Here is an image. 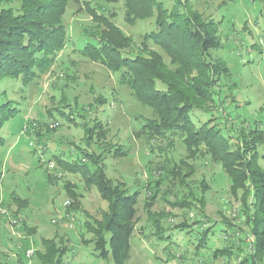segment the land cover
<instances>
[{
	"label": "rangeland",
	"instance_id": "1",
	"mask_svg": "<svg viewBox=\"0 0 264 264\" xmlns=\"http://www.w3.org/2000/svg\"><path fill=\"white\" fill-rule=\"evenodd\" d=\"M164 1L173 7V1ZM187 2L212 23L219 39L213 57L227 67L213 79L215 101L203 103L207 111L195 109L193 119L197 126L209 121L225 134L244 131L259 138L255 148L264 167V0ZM96 14L105 17L103 21ZM63 20L68 41L55 62L27 82L22 77L0 79V104L11 100L19 110L0 128L5 139L0 147V205L7 210L0 221V262L40 264L43 241L54 239L67 247L63 264H112V257L96 252L87 228L103 218L108 202L81 170L54 159L75 161L86 153L89 166L99 159L115 183L140 190L126 264L241 263L253 238L244 223L242 193H232L222 163L189 151L181 132L162 136L151 131L146 121H159L157 111L123 81L121 71L81 51L109 30V23L127 37L123 52L149 59L168 77L180 67L177 58L193 60L192 41L174 29L163 43L145 42V32L156 29L154 18L134 16L125 0H69ZM110 37L118 41L114 32ZM154 84L165 87L159 79ZM53 120L60 125L53 126ZM27 122L37 124L40 145L33 135L22 133ZM49 161L55 162L53 168ZM201 195L204 205L195 198ZM14 219L18 223L12 225ZM225 222L233 226L220 232ZM203 227L212 231L210 240L200 245ZM226 248L230 254L217 252ZM27 249L34 254L28 257Z\"/></svg>",
	"mask_w": 264,
	"mask_h": 264
},
{
	"label": "trees",
	"instance_id": "2",
	"mask_svg": "<svg viewBox=\"0 0 264 264\" xmlns=\"http://www.w3.org/2000/svg\"><path fill=\"white\" fill-rule=\"evenodd\" d=\"M68 1L0 0V79L22 77L27 82L55 62L58 53L65 48L68 41V27L63 20ZM171 1L174 5L169 9L164 0H125L127 9L134 16L154 18L156 29L145 32V42L157 40L163 43L164 39L174 34V29H180L192 41L193 60L183 62L181 58H177L180 67L168 72L170 76L167 77L163 71L154 67L149 59L139 55L132 57L123 52L122 48L128 46L125 42L127 37L118 27L109 23H105L109 30H105L97 40L92 38L95 41H88L81 51L87 55L94 53L95 58L108 62L115 71H121L123 81L132 86L141 100L157 111L159 121L144 118L151 131L162 136L181 132L189 151L209 154L215 161L222 163L231 180L232 193L236 197L242 193V207L246 218L244 223L253 238L249 252L239 264H245L247 260L249 264H261L264 262V167L259 163L260 154L255 148L259 138L244 131L237 135L225 134L222 130L209 126V121L197 126L192 116L194 110L207 111L208 107L203 103L215 101L216 84L213 79L220 76L227 67L223 60L213 57L212 50L218 48L219 39L212 23L194 12L192 4L187 0ZM137 7L140 10L134 9ZM96 18L103 21L105 17L98 15ZM111 31L117 35L120 45L111 39ZM171 46L175 47L174 44ZM165 50L170 48L166 47ZM193 70L198 74L193 75ZM156 79L161 80L165 87L155 86ZM187 92L191 94L188 95ZM18 111L11 100L1 103L0 128ZM24 134L33 135L36 145L42 142L39 131ZM4 143L5 139L0 137V147ZM126 154L128 152L123 155ZM81 155L80 160H73L74 162L61 156H58L60 159H54L63 167L81 170L82 176L91 179L100 196L108 202L103 218L87 224V228L92 232L95 250L99 256L105 259L112 257V264H126L131 256V238L136 230L135 217L140 190L115 183L107 176L104 162L95 159V166H89L86 162L89 156L86 153ZM2 165L0 159V182ZM195 198L202 205L206 202L204 195ZM184 204L190 205L186 201ZM225 223L228 225L223 228L220 226V232L227 231L228 226L232 228L231 223ZM157 227L161 228L159 224ZM211 231V227H203L200 245L210 240ZM43 244L45 252L39 254L40 264L64 263L67 252L65 245H58L54 239H45ZM217 252L231 253L227 248L217 249Z\"/></svg>",
	"mask_w": 264,
	"mask_h": 264
},
{
	"label": "built area",
	"instance_id": "3",
	"mask_svg": "<svg viewBox=\"0 0 264 264\" xmlns=\"http://www.w3.org/2000/svg\"><path fill=\"white\" fill-rule=\"evenodd\" d=\"M260 42L264 44V38H261L260 39ZM52 125L55 126V127L56 126H59L60 125V122L57 121V120H53ZM36 126H37V124L35 122H33L31 124H28L27 123V124H25L23 126L22 132L23 133H27L29 131H34ZM48 164H49V166L51 168H53L55 166V162H52V161H49ZM6 214H7V210L3 206L0 205V221H1V219H3L5 217ZM11 223H12V225L13 224H17L18 223V220L14 219V220L11 221ZM70 226H72V224H70ZM26 254H27L28 257H30L31 255L34 254V250L33 249H27L26 250Z\"/></svg>",
	"mask_w": 264,
	"mask_h": 264
}]
</instances>
